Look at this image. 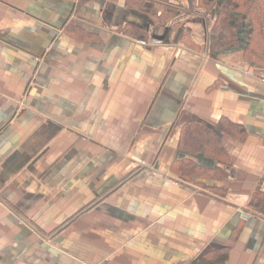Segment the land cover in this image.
<instances>
[{
	"label": "crops",
	"instance_id": "0c3cea01",
	"mask_svg": "<svg viewBox=\"0 0 264 264\" xmlns=\"http://www.w3.org/2000/svg\"><path fill=\"white\" fill-rule=\"evenodd\" d=\"M232 2L0 0V264H264V68L241 12L218 47Z\"/></svg>",
	"mask_w": 264,
	"mask_h": 264
},
{
	"label": "trees",
	"instance_id": "16d2710c",
	"mask_svg": "<svg viewBox=\"0 0 264 264\" xmlns=\"http://www.w3.org/2000/svg\"><path fill=\"white\" fill-rule=\"evenodd\" d=\"M241 12L250 22L251 33L245 59L252 65L264 68V0H233V2L222 8L214 26V32L218 35V47L225 51L234 48L238 34L233 28V15ZM189 144L215 145L210 139L201 135L196 136L195 131H190ZM227 256L220 254L215 258H202L195 264H225Z\"/></svg>",
	"mask_w": 264,
	"mask_h": 264
}]
</instances>
